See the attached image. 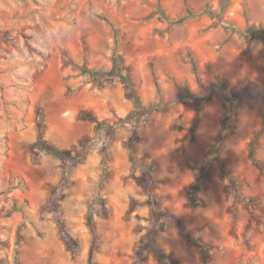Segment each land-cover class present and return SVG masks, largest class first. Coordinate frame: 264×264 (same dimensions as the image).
Here are the masks:
<instances>
[{"label":"rangeland","instance_id":"374dc122","mask_svg":"<svg viewBox=\"0 0 264 264\" xmlns=\"http://www.w3.org/2000/svg\"><path fill=\"white\" fill-rule=\"evenodd\" d=\"M157 2L0 0V264H264V0Z\"/></svg>","mask_w":264,"mask_h":264},{"label":"trees","instance_id":"16d2710c","mask_svg":"<svg viewBox=\"0 0 264 264\" xmlns=\"http://www.w3.org/2000/svg\"><path fill=\"white\" fill-rule=\"evenodd\" d=\"M162 0H158L157 2V9L153 12H151L147 17H152L155 14H160V16L162 18H165L167 20H169V16L166 13L165 9L162 6L161 3ZM219 10H214L212 9L211 5L207 2L204 4L203 8L201 9V11H199L198 13L194 12L191 8L187 7L186 9V14L178 19H173L172 22L176 23V24H181L183 23L185 20L195 17L197 15L200 14H207L209 16H211L212 18L216 19L217 21L215 22V24H217L218 22H220V20L222 19V15L223 13L227 10L229 4H230V0H219ZM252 32H255L254 30H252ZM121 59V56H117L114 58L113 60V65L110 69H102V68H89L87 66H84L83 72L88 73L92 76H97V75H104V76H108V77H113L116 80L120 81L121 83L127 85L131 92L132 95L134 96L135 101L137 102L138 105L142 106V101L141 99L137 96L136 92L133 89V83L130 79V76L128 74H124L120 71L117 70V65H118V59ZM65 61L71 63V60L67 57H65ZM191 62H192V66H193V71L195 72L197 78L200 80L201 77L199 75L198 69L196 67V62H195V58L191 57ZM156 107L155 104L147 107V109H152ZM89 118H91L92 120L96 121L98 123V128L103 127L106 123L100 122L98 121V119L94 116V115H90ZM42 149H47L50 150V152L56 156H60L63 157L64 153L62 151L59 150H55V149H50L47 145L43 144L42 145ZM250 155H251V159L253 160V162L257 163V158L255 156V152H254V143L253 141L250 143ZM230 180L232 183L235 182H239L237 177H230ZM193 199H194V206H198L201 204V202L199 200L196 199L195 194L193 195ZM88 219L89 221H92V213L89 212L88 215ZM205 248V247H204Z\"/></svg>","mask_w":264,"mask_h":264}]
</instances>
